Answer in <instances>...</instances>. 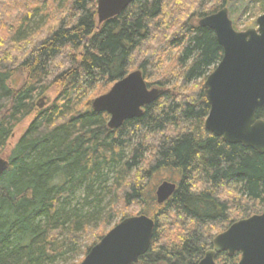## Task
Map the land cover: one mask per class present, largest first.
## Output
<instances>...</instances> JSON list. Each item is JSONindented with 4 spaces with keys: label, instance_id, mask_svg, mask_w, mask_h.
<instances>
[{
    "label": "trees",
    "instance_id": "obj_1",
    "mask_svg": "<svg viewBox=\"0 0 264 264\" xmlns=\"http://www.w3.org/2000/svg\"><path fill=\"white\" fill-rule=\"evenodd\" d=\"M250 1L255 26L264 0ZM234 3L136 0L99 23L97 0H0V154L35 99L59 88L0 177V264H56L70 252L81 255L77 264L113 225L138 214L155 229L136 264H198L217 234L264 211V154L205 127L204 82L223 49L199 19L228 6L240 30ZM137 69L164 92L112 129L92 101ZM158 171L177 183L161 204L148 190ZM240 256L222 251L216 260Z\"/></svg>",
    "mask_w": 264,
    "mask_h": 264
},
{
    "label": "water",
    "instance_id": "obj_2",
    "mask_svg": "<svg viewBox=\"0 0 264 264\" xmlns=\"http://www.w3.org/2000/svg\"><path fill=\"white\" fill-rule=\"evenodd\" d=\"M134 1L97 0L99 23L121 14ZM199 25L212 29L223 49L221 60L204 82L210 104L206 129L228 143H240L264 154V118L257 117V110L264 109V12L257 17L256 26L244 30L234 27L228 6L200 18ZM163 92V88L149 87L142 71L137 69L95 97L92 108L95 112H107L108 126L115 129L128 119L140 117L145 105ZM9 165L10 161L0 156V177ZM176 187V182L162 181L155 191L157 202L167 201ZM154 229L155 221L149 215L125 217L77 264H136L149 250ZM222 251L240 252V259L234 264H264V211L237 220L217 234L213 247L198 264H230L216 260Z\"/></svg>",
    "mask_w": 264,
    "mask_h": 264
},
{
    "label": "rangeland",
    "instance_id": "obj_3",
    "mask_svg": "<svg viewBox=\"0 0 264 264\" xmlns=\"http://www.w3.org/2000/svg\"><path fill=\"white\" fill-rule=\"evenodd\" d=\"M234 2L235 3L232 6L235 8L236 14L238 15V23L240 24V26H238V27L240 28V30H244V29H246V27L248 28V26L253 27V26H251L252 20L255 19L254 13L252 11V8L254 5L253 1L237 0ZM229 15H230L231 19L233 20V16L231 14H229ZM19 81H21V78L18 76V78H15L14 84L19 83ZM150 87H158V86L152 85ZM58 91H59V88L57 86H54L51 89H49L45 94L40 95L35 99V103L37 105H36L34 111L31 114H29L27 117H25L19 124L16 125V127L14 128V131L12 133V136L8 140L5 151L0 154L1 157L8 159L9 154L11 153V150L13 149L14 145L17 143V141L23 135V133L27 130V128L29 127L31 122L34 120V118L36 117L39 110L42 109L43 107H47L51 103H53L55 101V99L57 98ZM39 104H42V107H40ZM129 152H130V150L128 149L127 155ZM109 176L111 179H110V181H108V184H111L115 178V172L110 173ZM164 180H170L173 182L176 181V179L173 180L171 178V175L169 172L158 171L153 175L148 190L152 191L155 194L157 186ZM81 193L82 192H79L78 195H80ZM77 200H78V198H77ZM108 200H109V197H107L105 199L104 203L108 202ZM134 210H136V209H134ZM134 213H136V212H134ZM118 217L119 216H117L114 220L118 221L119 220ZM80 257H81V255H79V254L77 255V253H71L70 252L66 256V258L60 259L56 264H71L73 262H76Z\"/></svg>",
    "mask_w": 264,
    "mask_h": 264
}]
</instances>
